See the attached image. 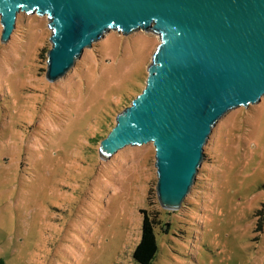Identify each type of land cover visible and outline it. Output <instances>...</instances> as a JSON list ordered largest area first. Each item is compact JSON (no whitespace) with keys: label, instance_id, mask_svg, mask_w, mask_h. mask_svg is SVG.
<instances>
[{"label":"rangeland","instance_id":"1","mask_svg":"<svg viewBox=\"0 0 264 264\" xmlns=\"http://www.w3.org/2000/svg\"><path fill=\"white\" fill-rule=\"evenodd\" d=\"M47 24L19 12L3 42L0 23L4 264H137L142 209L157 219L152 264H264V95L218 120L191 191L167 210L151 142L99 154L145 86L158 35L109 30L50 82Z\"/></svg>","mask_w":264,"mask_h":264},{"label":"water","instance_id":"2","mask_svg":"<svg viewBox=\"0 0 264 264\" xmlns=\"http://www.w3.org/2000/svg\"><path fill=\"white\" fill-rule=\"evenodd\" d=\"M19 12L48 19L50 82L109 30L158 35L145 86L117 114L99 154L151 142L164 209L182 206L218 120L264 95V0H0L3 42Z\"/></svg>","mask_w":264,"mask_h":264},{"label":"trees","instance_id":"3","mask_svg":"<svg viewBox=\"0 0 264 264\" xmlns=\"http://www.w3.org/2000/svg\"><path fill=\"white\" fill-rule=\"evenodd\" d=\"M141 213L140 240L133 250L132 257L137 264H152L158 253V242L155 232L157 219L145 209H142ZM167 227L168 224H166L164 232L167 231ZM0 264H4V260L1 258Z\"/></svg>","mask_w":264,"mask_h":264}]
</instances>
